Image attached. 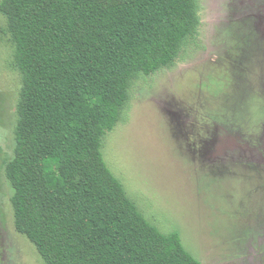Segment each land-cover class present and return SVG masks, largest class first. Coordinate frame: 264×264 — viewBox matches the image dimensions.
Returning a JSON list of instances; mask_svg holds the SVG:
<instances>
[{"label": "trees", "instance_id": "1", "mask_svg": "<svg viewBox=\"0 0 264 264\" xmlns=\"http://www.w3.org/2000/svg\"><path fill=\"white\" fill-rule=\"evenodd\" d=\"M20 77L5 172L17 233L45 264H201L107 168L131 80L196 38L197 0H1Z\"/></svg>", "mask_w": 264, "mask_h": 264}, {"label": "rangeland", "instance_id": "2", "mask_svg": "<svg viewBox=\"0 0 264 264\" xmlns=\"http://www.w3.org/2000/svg\"><path fill=\"white\" fill-rule=\"evenodd\" d=\"M1 1V0H0ZM171 67L137 75L103 140L107 168L201 264H264V0H197ZM0 14V264H45L14 226L5 168L21 86Z\"/></svg>", "mask_w": 264, "mask_h": 264}]
</instances>
